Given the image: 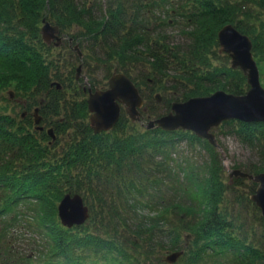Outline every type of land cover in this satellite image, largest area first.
Listing matches in <instances>:
<instances>
[{"label":"trees","instance_id":"trees-1","mask_svg":"<svg viewBox=\"0 0 264 264\" xmlns=\"http://www.w3.org/2000/svg\"><path fill=\"white\" fill-rule=\"evenodd\" d=\"M43 19L59 28L58 47L43 41ZM226 24L248 36L254 59L264 60V0H118L109 9L105 0H0V242L32 212L36 222L26 223L45 259L27 256L26 262L161 264L170 252L185 253L178 240L187 231L191 264H225L226 257L230 264H264V244L236 232L219 207L223 191L244 180L229 179L223 190L225 168L216 148L190 132L132 125L123 110L109 131L94 134L89 123L85 84L105 89L113 72L138 88L143 124L167 114L172 102L217 90L244 95L246 76L219 54L217 34ZM76 63L85 70L78 80ZM164 77L183 92L161 98L164 108L156 109L160 102L152 93ZM212 132L216 138L231 134L256 153L257 164L240 170L264 172V122L230 120ZM194 143L209 156L207 177L187 183L182 166L168 159L183 163L180 148ZM249 183L253 194L256 184ZM65 194L82 197L89 211L84 224L60 223L57 207Z\"/></svg>","mask_w":264,"mask_h":264},{"label":"water","instance_id":"water-1","mask_svg":"<svg viewBox=\"0 0 264 264\" xmlns=\"http://www.w3.org/2000/svg\"><path fill=\"white\" fill-rule=\"evenodd\" d=\"M41 36L46 44H53L55 47H58L63 40L59 28L46 19L42 22ZM217 37L219 53L227 54L230 58V67L240 69L246 76L249 86L247 92L244 95H234L224 90H217L208 96L172 102L167 114L149 120L146 125L143 124L147 130L190 132L220 150L221 145L212 131L221 123L230 120L245 123L264 122V88L252 53L251 40L231 24L224 25ZM73 49L81 59L82 52L78 46ZM80 72L81 66H78L77 78ZM57 88H60L58 83ZM9 94L10 98H13V92L10 91ZM87 94L89 123L94 134L111 130L119 120L122 110L132 122L141 121L140 110L145 109L144 100L133 81L125 74L113 72L108 78L105 89L88 88ZM155 100L157 102L161 100L160 94L155 95ZM33 116L36 129L43 130V127L39 125L41 116L38 114V108L34 109ZM47 133L52 136V130H48ZM234 178L247 179L256 184L250 200L259 208L264 219V172L252 175L240 169H234L229 175L230 182ZM57 214L60 223L67 228L80 226L89 218L88 207L79 194H65L58 204ZM186 238H190V235ZM182 253V251L169 253L165 256L164 262L173 264Z\"/></svg>","mask_w":264,"mask_h":264},{"label":"rangeland","instance_id":"rangeland-1","mask_svg":"<svg viewBox=\"0 0 264 264\" xmlns=\"http://www.w3.org/2000/svg\"><path fill=\"white\" fill-rule=\"evenodd\" d=\"M116 1L118 0H105L107 9L114 7L116 5ZM253 10L256 9V7L251 6ZM169 32H174V28H170L168 30ZM170 35H175V33H170ZM65 48L61 47L59 51H62L63 54H66ZM222 54V53H219ZM224 55V53H223ZM223 55L221 57H218L220 59H223ZM212 62H218L219 59H216V57H212ZM256 60V59H255ZM257 66L260 73V82L261 85L264 86V60H256ZM78 66V63H76V68ZM83 74L85 75V70H83ZM138 72L135 71V75H137ZM101 74L96 73L94 76L97 79V81L101 80ZM154 91L152 93V96L155 97L156 94H160L161 98H167L173 99L176 96L181 95L183 92L181 85H174L173 79L171 78H163L161 83H158L154 87ZM144 94L149 96L150 94L148 87H142ZM157 103L158 105L161 104ZM2 103V101H0ZM164 105L155 106L157 109L164 108ZM152 106V105H151ZM144 116H146V111L143 112ZM41 116V115H40ZM129 119V118H128ZM130 124H136L135 122L130 121ZM146 125V122H145ZM220 134V133H219ZM218 143L221 145V149L218 150V153L220 154V161L222 164H224V174L222 175L221 179L223 182V190L225 187H227V183L229 181V174L234 169H246L249 167V164H257L256 161V153L249 149L248 147L241 144L238 138L232 136L231 134H220L217 136ZM180 151L182 154L180 157L184 160L183 163L180 162V160L173 158L172 156H169V159H174L176 162L182 166L183 174L186 175V182L190 183L191 180H197L200 179V177H207V163L209 156L206 154V151L202 148L200 143H194V144H186V146H183L180 148ZM162 158V157H160ZM158 161L159 158H155ZM170 166H174L175 163L172 161H168ZM143 164V163H142ZM152 164L148 160L147 167V175H149L150 170L152 169ZM130 171L134 172L135 167L129 166ZM192 174L194 175H191ZM103 176H108L107 172L104 171ZM153 177V176H152ZM242 185L238 186H232L229 189L223 191V195L221 197V201L219 203L220 209L224 211L227 215H229L232 223L237 227L235 230L238 233H241L243 237H245L248 241L252 242L253 244L257 243L261 246V244H264V226L260 222L259 217L261 216L260 210L257 211L254 209L253 204L255 203L250 199V181H245L246 179H243ZM250 192V193H249ZM252 195V194H251ZM256 206V205H255ZM257 207V206H256ZM258 208V207H257ZM259 209V208H258ZM184 212H182L181 218L184 219ZM25 219L23 221H19L14 228L12 227L10 230L8 229V233L5 236H2V243L0 242V257H7V258H19L22 259L21 262H23L27 256L29 259L32 260H44L45 258L40 256L39 248H41L39 245H37V238H34L33 236H37L33 232V228L28 226L26 221L31 222L32 226L33 223H35V217L33 216L32 212H28ZM38 235L42 236V232ZM190 235V232L184 231L180 233V237L178 240V244L182 247H187L185 253L183 252L182 255L177 259V261L173 264H191L189 261V242L191 239H187L186 236ZM45 238V237H44ZM47 245V244H46ZM175 252V251H173ZM170 252V253H173ZM166 252L163 253V257ZM26 256V257H25ZM156 255L152 258L155 259ZM228 258V257H226ZM226 258H222V260L226 263ZM19 262H17L18 264ZM27 264H35V263H41V261H32L26 262ZM161 264H169L166 262H163Z\"/></svg>","mask_w":264,"mask_h":264},{"label":"flooded vegetation","instance_id":"flooded-vegetation-1","mask_svg":"<svg viewBox=\"0 0 264 264\" xmlns=\"http://www.w3.org/2000/svg\"><path fill=\"white\" fill-rule=\"evenodd\" d=\"M73 51H75L74 49H73ZM76 52V51H75ZM77 53V52H76ZM78 55V54H77ZM78 58H79V56H78ZM79 60H83V54H82V58L80 59L79 58ZM78 66H81V72H80V74H79V77L77 78V73H76V75H75V79L76 80H78L80 77H85V75L83 74V70H84V67H83V63H81V64H79ZM77 66V67H78ZM108 81V80H107ZM85 86H86V90L88 89V87H87V84H85ZM107 87V86H106ZM105 87V88H106ZM102 89H104V88H102ZM142 110V109H141ZM141 110H140V112H141ZM142 116V115H141ZM141 121H142V117H141ZM136 122V123H139L140 124V126L141 125H143V123L142 122ZM39 131H41V130H39ZM20 256H18L17 258H7V257H3V256H1L0 257V264H17V262H19L18 264H27L26 263V259L23 261V262H21L22 261V259L21 258H19ZM27 259H29V258H27Z\"/></svg>","mask_w":264,"mask_h":264}]
</instances>
